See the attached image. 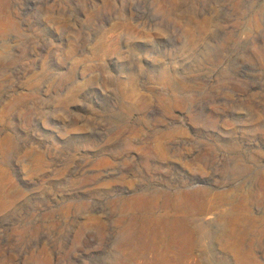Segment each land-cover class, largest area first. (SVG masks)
<instances>
[{
	"label": "rangeland",
	"instance_id": "obj_1",
	"mask_svg": "<svg viewBox=\"0 0 264 264\" xmlns=\"http://www.w3.org/2000/svg\"><path fill=\"white\" fill-rule=\"evenodd\" d=\"M153 235L264 264V0H0V264H155Z\"/></svg>",
	"mask_w": 264,
	"mask_h": 264
},
{
	"label": "bare ground",
	"instance_id": "obj_2",
	"mask_svg": "<svg viewBox=\"0 0 264 264\" xmlns=\"http://www.w3.org/2000/svg\"><path fill=\"white\" fill-rule=\"evenodd\" d=\"M167 204L160 206L161 207L160 210L165 211V216H166L165 220L161 222V227L159 229L160 233L163 232L167 224L171 222H174L175 226H179L180 228H182L181 229L182 231H185L183 229H188V226H187L188 224L186 222V216L182 217L183 216L182 213L178 214L179 211L177 213L173 212V215H171L169 210L167 209V206H166ZM153 207L156 208L159 206L154 205L152 206V208ZM147 221L149 222L157 221V217L148 218ZM157 237L158 236L153 235L143 241V245L146 247V250H142L140 252L139 259L142 260L143 262L155 263V264H166V263H169L170 261L175 260L174 256H172L169 253V247L166 246V243L158 240ZM142 261H139L138 263H142Z\"/></svg>",
	"mask_w": 264,
	"mask_h": 264
}]
</instances>
